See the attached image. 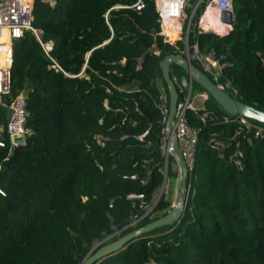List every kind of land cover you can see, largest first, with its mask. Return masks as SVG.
I'll return each mask as SVG.
<instances>
[{"label": "trees", "instance_id": "trees-1", "mask_svg": "<svg viewBox=\"0 0 264 264\" xmlns=\"http://www.w3.org/2000/svg\"><path fill=\"white\" fill-rule=\"evenodd\" d=\"M33 1V26L53 42L50 55L68 76L52 68L31 32L14 42L11 98L26 91L32 134L12 156L9 144L0 149V264H80L97 243L170 210L172 196L154 201L163 181L161 88L169 100L159 62L185 44L165 42L155 0L141 10L130 8L137 0ZM203 7L187 46L213 53L221 76L216 82L204 72L208 78L228 82L226 93L264 112V0H233L232 28L222 37L197 34ZM207 20L205 30L227 31ZM170 74L188 78L176 65ZM203 106L185 114L198 137L182 220L100 264H264V140L242 141L243 168L235 169L208 144L235 124L202 121L205 111L228 115L210 96ZM5 122L0 108V127Z\"/></svg>", "mask_w": 264, "mask_h": 264}, {"label": "built area", "instance_id": "built-area-1", "mask_svg": "<svg viewBox=\"0 0 264 264\" xmlns=\"http://www.w3.org/2000/svg\"><path fill=\"white\" fill-rule=\"evenodd\" d=\"M190 1L192 0H155L156 12L160 23V34L164 36L165 42L175 45L176 41L170 39L171 37L167 31L176 28V40L183 39L184 41L182 43L185 44V49L180 51V54L188 56L191 62L192 60L197 61L203 67L204 72L210 74L213 80L218 82L221 76L222 65L219 60L214 58L213 53L201 54L196 44L192 48L187 46L188 30L192 17L200 5H204L197 19V34L213 32L211 30H205L203 27L205 21L208 22V15L211 17L216 15L218 21L227 27L228 31L226 34H228L232 28L229 23V17H233V0H195L196 4L192 8L190 15H188L186 13V7H189ZM49 4L53 6L54 2L50 1ZM33 7V0H0V108L5 109L6 117L5 125L0 127V149L5 148L9 144V154L12 148L16 149L24 145L27 137L32 134V131L26 125L28 117L26 96L24 97L20 94L11 98V68L14 42L22 38L26 32H31L40 44L46 57L53 63L52 68L68 76L50 55L53 49V42H42L40 38L41 32L33 26ZM130 8L135 10L143 9L144 0H137ZM170 76L178 93V102L173 121L174 137L185 161L188 174H190L194 163L198 130L189 126L185 114L187 110L195 112L203 111V104L207 99V95L200 100L199 104L196 103L193 95V82L189 78H179L176 74H170ZM216 84L223 90L230 88L228 82ZM234 92L236 93V91ZM156 106L160 111L161 122L165 124L168 116V100L162 88ZM200 118L202 121L207 120L213 124H235V130L230 136L224 137L222 133H212L208 144L220 157H225L228 164L237 170H242L243 168L244 152L241 149V142H250L251 138L264 140V124L243 116L230 114L217 115L214 112L205 111L200 115ZM146 133L141 136H136V139L141 140ZM17 139H21V142L16 143L15 140ZM97 142L101 143V140L98 139ZM160 151L163 160V167L160 169L163 175L160 193L161 197L169 199L171 197V190H174L177 175L172 186L168 178V165L170 158L173 159L172 164H175L176 160L171 154L172 149L168 146V140L165 134L161 138ZM7 159L5 158V160ZM173 172L178 174V167ZM0 195L5 196L1 187ZM142 197V195L127 196L129 199H142ZM145 264L155 263L151 261Z\"/></svg>", "mask_w": 264, "mask_h": 264}, {"label": "water", "instance_id": "water-1", "mask_svg": "<svg viewBox=\"0 0 264 264\" xmlns=\"http://www.w3.org/2000/svg\"><path fill=\"white\" fill-rule=\"evenodd\" d=\"M44 2H54L55 0H42ZM223 16V15H222ZM229 23L232 26L234 17H229ZM88 56V55H87ZM176 65L180 67L191 80V82L199 85L206 93L207 96L213 98L216 103L230 115H239L255 122L264 124V112L260 111L250 105L241 102L236 97L230 96L216 83L211 81L204 71L200 70L193 64L188 56L181 54L167 55L159 62V68L162 74V79L167 85L169 100H168V116L164 124V134L168 140V146L172 149V156L176 163L172 165V171H176L178 167L177 181L173 190V202L170 210L166 215L147 223L146 225L136 228L118 239L108 242L106 244L97 243L91 251L84 257L80 264H100L105 258L110 257L125 247L139 239L142 235L147 234L155 229L179 223L182 220L183 212L185 210L186 201L183 200L184 192L187 191V177L188 171L185 161L179 150L177 141L174 137V116L178 102V93L175 85L171 80L170 67ZM85 68V67H84ZM22 96H26V91L22 92ZM16 143L21 142V139L15 140ZM15 152V148L10 151V156ZM161 197V193L156 202ZM134 224V223H133ZM112 236L108 237L110 239ZM101 244V245H100ZM100 245V246H99Z\"/></svg>", "mask_w": 264, "mask_h": 264}, {"label": "rangeland", "instance_id": "rangeland-1", "mask_svg": "<svg viewBox=\"0 0 264 264\" xmlns=\"http://www.w3.org/2000/svg\"><path fill=\"white\" fill-rule=\"evenodd\" d=\"M195 6V3H193L190 7H194ZM228 31V30H227ZM226 31V32H227ZM226 32L225 33H223V34H219V33H217V32H209V33H212V34H214V35H216V36H219V37H222V36H225V35H227L226 34ZM180 38H181V36H179ZM176 42H175V44L177 43V42H183L184 40L182 39V40H175ZM199 92H200V94H199V96L200 97H206V93L205 92H202V91H200V90H198ZM172 163H173V159L172 158H170V160H169V165H168V178H169V180H170V182H171V185L173 186L174 185V182H175V177H176V172H173L172 171V169H171V165H172ZM160 192H161V189H159L158 191H157V193H156V195H155V200L154 201H156L157 200V198L159 197V194H160ZM186 195H187V191H185L184 192V195H183V200L184 201H186ZM170 196H172V198H173V190H171V192H170ZM151 211V208L150 209H148L147 210V212H150ZM95 245V244H94Z\"/></svg>", "mask_w": 264, "mask_h": 264}, {"label": "crops", "instance_id": "crops-1", "mask_svg": "<svg viewBox=\"0 0 264 264\" xmlns=\"http://www.w3.org/2000/svg\"><path fill=\"white\" fill-rule=\"evenodd\" d=\"M211 20H212V22H214L213 24H217L218 25V19H217V17L215 15L211 17ZM214 29H215V26H212V30H214ZM199 94H200V92L198 91V89H194L193 95H194L196 103H198V104L200 103V100L203 98V97H200Z\"/></svg>", "mask_w": 264, "mask_h": 264}, {"label": "bare ground", "instance_id": "bare-ground-1", "mask_svg": "<svg viewBox=\"0 0 264 264\" xmlns=\"http://www.w3.org/2000/svg\"><path fill=\"white\" fill-rule=\"evenodd\" d=\"M209 16V15H208ZM216 16V15H215ZM217 17V16H216ZM207 19H211V16H209ZM218 19V18H217ZM208 24H209V22H207ZM214 23V22H213ZM212 26H215V29L214 30H216L218 27H224V28H227L226 26H224V25H222L219 21H218V25L217 24H212ZM204 27V26H203ZM212 28V27H211ZM177 30H176V28H174V30L173 29H170V30H168L167 31V33H168V35L170 36V37H173V38H176L177 37V32H176Z\"/></svg>", "mask_w": 264, "mask_h": 264}]
</instances>
